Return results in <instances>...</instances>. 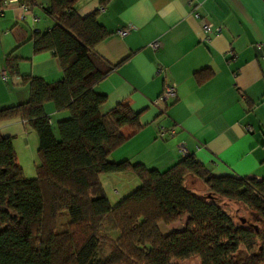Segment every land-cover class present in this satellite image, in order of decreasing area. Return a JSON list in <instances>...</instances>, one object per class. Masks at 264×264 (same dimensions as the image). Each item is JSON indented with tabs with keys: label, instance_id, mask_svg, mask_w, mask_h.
<instances>
[{
	"label": "trees",
	"instance_id": "1",
	"mask_svg": "<svg viewBox=\"0 0 264 264\" xmlns=\"http://www.w3.org/2000/svg\"><path fill=\"white\" fill-rule=\"evenodd\" d=\"M110 1L98 0L99 10ZM44 12L53 25L31 34L33 49L51 52L62 78L23 77L28 100L0 108V122L18 118L38 141L35 177L26 178L13 138L0 134V264H95L104 225L118 233L110 245L117 264H264V178L216 176L191 155L162 172L110 161L126 140L121 129L141 125L127 102L100 112L106 96L94 87L112 66L95 47L109 33L99 11L80 17L75 0H49ZM4 69L17 73L16 61L8 57ZM46 102L70 112L57 123L58 138ZM117 172L133 174L140 185L112 206L98 176ZM186 178L205 193L188 189ZM217 198L242 203L249 218L234 220ZM183 219L181 228L160 229Z\"/></svg>",
	"mask_w": 264,
	"mask_h": 264
},
{
	"label": "crops",
	"instance_id": "2",
	"mask_svg": "<svg viewBox=\"0 0 264 264\" xmlns=\"http://www.w3.org/2000/svg\"><path fill=\"white\" fill-rule=\"evenodd\" d=\"M48 4L49 0H11L0 12V73L8 57L17 69L14 74L5 70L6 81L0 76V108L28 100L23 77L46 83L62 78L58 59L49 51L35 53L31 40L32 33L53 25L44 12ZM75 6L80 17L99 11L109 33L95 47L112 66L94 87L106 96L100 112L127 102L139 113L141 127L121 129L126 140L112 151L110 161L127 160L162 172L183 157V147L216 176L264 178V0H111L102 10L98 0H75ZM203 22L220 25L221 33L205 40ZM119 30L127 33L120 35ZM154 41L159 44L156 49L150 47ZM168 84L175 85L176 98L161 102ZM43 112L58 138L57 123L70 112L57 111L52 102L44 103ZM0 134L13 138L22 170L32 164L35 171V132L13 118L0 122ZM98 178L112 206L140 185L128 172ZM184 221L160 229L167 233Z\"/></svg>",
	"mask_w": 264,
	"mask_h": 264
},
{
	"label": "rangeland",
	"instance_id": "3",
	"mask_svg": "<svg viewBox=\"0 0 264 264\" xmlns=\"http://www.w3.org/2000/svg\"><path fill=\"white\" fill-rule=\"evenodd\" d=\"M28 170H29V173H28ZM22 171H23L24 177L26 178H33V177H30L32 176V174L35 177L34 166L32 167V164L31 166L29 165V169L25 167V169H23ZM184 183L186 187L190 189L191 191H194L198 194L205 193V190L201 189L202 185L198 182L193 184L191 183L189 178H186ZM215 202L228 215H230L236 221L239 220L240 218H243V219L249 218V215H248L249 210L242 203H238V202L228 200L225 198H217ZM171 229H177V228H171ZM101 235L104 238L103 252L100 255H98L95 264H117L119 261V255L111 250L110 245L111 243L116 241L118 237V233L115 230H113V227L111 225H104L101 229ZM181 263L182 264H192V262L188 263V261L181 262Z\"/></svg>",
	"mask_w": 264,
	"mask_h": 264
},
{
	"label": "built area",
	"instance_id": "4",
	"mask_svg": "<svg viewBox=\"0 0 264 264\" xmlns=\"http://www.w3.org/2000/svg\"><path fill=\"white\" fill-rule=\"evenodd\" d=\"M10 1L11 0H0V12H2L8 5H9V3H10ZM21 9H22V11H23V14H26V15H28V13H29V10H28V6H27V4L26 3H22L21 5ZM200 15L197 13V12H193V17L194 18H200L199 17ZM22 19H24L25 20V17L24 16H22L21 17ZM31 20H37L36 19V17H33V16H31V18H30ZM201 28H202V32H203V35H204V39L205 40H209L210 39V37L213 35V34H219V33H221V30H222V27L220 26V25H217V26H213L212 24H210V23H206V22H203L202 24H201ZM127 33V30H119L118 31V34H120V35H124V34H126ZM158 46H159V44H158V42L157 41H154V42H152L151 44H150V47H152L153 49H156V48H158ZM0 76H1V79L3 80V81H6L7 80V73H6V71L5 70H3L1 73H0ZM176 98V87H175V85L174 84H168V85H166V87L164 88V91H163V93L160 95V97H159V101H164V100H166V99H171V100H173V99H175ZM161 133H164V128L163 127H161L160 128V134ZM167 133L169 134V135H173V130L172 129H169V130H167ZM180 152L182 153V156H186V155H188L187 153H186V150L183 148V147H180Z\"/></svg>",
	"mask_w": 264,
	"mask_h": 264
}]
</instances>
